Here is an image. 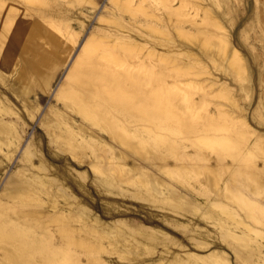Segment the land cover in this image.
I'll use <instances>...</instances> for the list:
<instances>
[{
  "label": "bare ground",
  "instance_id": "obj_1",
  "mask_svg": "<svg viewBox=\"0 0 264 264\" xmlns=\"http://www.w3.org/2000/svg\"><path fill=\"white\" fill-rule=\"evenodd\" d=\"M99 1L0 0V264H231L202 218L236 258L248 248L264 264V244L251 247L264 237L241 215L264 211L245 192L264 187V172L245 171L264 163V130L241 104L252 81L225 21L234 11L223 0H106L102 26L86 32ZM38 112L44 133L27 140ZM191 171L198 189L182 180Z\"/></svg>",
  "mask_w": 264,
  "mask_h": 264
},
{
  "label": "rangeland",
  "instance_id": "obj_2",
  "mask_svg": "<svg viewBox=\"0 0 264 264\" xmlns=\"http://www.w3.org/2000/svg\"><path fill=\"white\" fill-rule=\"evenodd\" d=\"M133 1H138V0H133ZM148 1H151V3L150 2H148ZM205 1H207L206 3H205ZM204 1V3L205 4H209L210 3V0H205ZM221 2H222V0H220ZM236 1V2H235ZM147 2H148V5H150L152 8H154V9H156L157 7H158V5L155 3L154 4V1L153 0H147L146 1V4H147ZM175 2H177V0H175ZM211 2H212V0H211ZM230 2V3H229ZM238 2V3H237ZM79 2H77V4H78ZM83 3V2H82ZM81 3V1H80V4H82ZM76 3H75V6H74V8L75 9H73V10H76V7H77V10L78 9H84V8H86L87 7V5L85 4V3H83V5H77ZM109 5L108 7H111V4H109L106 0H100L99 1V6H100V8L98 7L97 8V10L95 11V13L91 16V18H90V20H89V22H88V25H87V30H86V32H89L91 29H92V27L93 26H95V24H96V22H95V17L100 13V11L102 10L101 9V6L102 5ZM207 4V5H208ZM225 4H226V6H225ZM230 4V5H229ZM232 4V5H231ZM209 5H211V4H209ZM214 4H213V2H212V5H211V7H215V9H216V6H213ZM81 6V7H80ZM83 6H86V7H83ZM222 6H224L223 8H225L224 10H227V11H229V13L230 12H233L234 11V13H230V14H227L226 16L227 17H225V21H226V23H227V26H228V29H230L231 30V35H232V37H233V39H234V42L237 44V46L239 47L238 49H239V51L242 53V55L244 56V58L246 59V61H247V64H248V67H249V71H250V77H251V81H252V83L250 82V86H251V88H250V91H249V93H248V95L247 96H244L241 92H237V97L241 100V96H242V98H243V103L241 102V104L243 105V107L244 108H246V110H247V113H248V118H249V120H250V122H251V124H252V126H254L255 128H258V129H261V130H264V108H262V107H264V104H258V103H264V35H262V33H259V29H258V23L261 21H264V0H225V2H224V0H223V4H222ZM80 7V8H79ZM83 7V8H82ZM227 7V8H226ZM234 9V10H233ZM76 10V11H77ZM79 11V10H78ZM77 11V12H78ZM221 11V9H219V12ZM235 14V15H234ZM95 16V17H94ZM231 16H233L232 18H235V25L233 24L232 26H230V23H229V19H232L231 18ZM258 16V17H257ZM94 17V18H93ZM229 18V19H228ZM259 21V22H258ZM262 23H264V22H262ZM97 25L98 24H96V26L95 27H97ZM98 26H102V25H98ZM234 26V27H233ZM231 27V28H230ZM245 30V32L243 33V31ZM155 35H157V34H155ZM244 36H246V37H244ZM260 36H261V38H260ZM252 38V39H251ZM260 38V39H259ZM247 39H248V41H247ZM260 40V41H259ZM253 47V48H252ZM254 49V50H253ZM254 54V55H253ZM258 55V56H257ZM258 58V60H257V58ZM258 61V62H257ZM210 67H212V66H210ZM63 73H64V69L63 70H61L60 71V74H59V76H58V79H57V81H56V83L54 84V86L57 84V82H58V80L62 77V75H63ZM262 78V79H261ZM261 81V82H260ZM235 84H237V83H235ZM252 84V85H251ZM237 85H239V83L237 84ZM236 86V85H235ZM240 96H239V95ZM249 96V97H248ZM245 97H247V98H245ZM262 97V98H261ZM209 100V99H208ZM260 100H262V101H260ZM18 101V100H17ZM16 101V104H18L19 106L21 105V102L19 103V101L17 102ZM210 101V100H209ZM260 101V102H259ZM50 103H53V100H52V96H51V94H46V95H44V100L42 101V108L44 107V108H47V106L50 104ZM210 103H212V101H210ZM257 105H259V107L257 106ZM262 107H261V106ZM212 104H209V106H208V108L210 109V108H212ZM246 106V107H245ZM259 110H258V109ZM257 111H260V113L258 112V113H256ZM255 114H257V115H255ZM200 115V114H199ZM250 115H252V116H250ZM254 115V116H253ZM38 116V117H37ZM40 114H39V112H38V114H36V118H34L33 120H29L28 121V123H29V128H28V134L26 135V139L27 140H29V138L31 137V135H32V133L34 132V131H36V129H38L40 132H42V133H44V128L43 127H41V126H39V120H40ZM252 117L254 118V119H252ZM251 118V119H250ZM256 118V119H255ZM257 120V121H256ZM254 121V122H253ZM256 121V122H255ZM260 121V122H259ZM262 121V122H261ZM205 149H207V148H204V150H203V153H208V154H213L212 152H211V150L210 149H207L208 150V152H207V150H205ZM19 152V153H18ZM21 152L22 151H19V150H17L14 154H13V156L11 157V159L10 160H6L7 162H6V168H5V172L6 171H8L7 173H2L1 174V179H2V181L3 182H5V180H6V178L8 177V175L12 172V171H14V170H16V168H17V163H19L20 161H17V160H19V156H20V154H21ZM211 152V153H210ZM229 153V154H228ZM232 153V151L231 152H223V154L226 156V158H224L225 156L224 155H222L221 154V157L222 158H224V160L225 161H227L228 163H230V162H232L233 161V159L235 158V155H233V154H231ZM16 154V155H15ZM18 154V155H17ZM214 155V154H213ZM232 155V156H231ZM1 156V155H0ZM230 156L232 157V158H230ZM14 157V158H13ZM230 158V159H229ZM261 158H262V160H264V155H262L261 156ZM14 161H13V160ZM12 161V162H11ZM62 163H64V162H62ZM61 163V164H62ZM16 164V165H15ZM20 164V163H19ZM257 166V165H256ZM259 167V168H258ZM76 169H78V168H76ZM84 169H86V168H84V167H82V168H80L79 170H84ZM217 170H216V172L219 174V186L222 184V180L226 177V175H227V170H222L221 171V169L222 168H216ZM223 169H225L224 167H223ZM254 169V170H253ZM11 170V171H10ZM221 171V172H220ZM224 171V172H223ZM245 171H247V172H253V173H257L259 176H261L260 175V171H261V173L262 172H264V163H260V166H257V170H256V167L253 165V167H249L248 166V168H246V170ZM257 171H259V172H257ZM225 172H226V174H225ZM222 173H224L225 175L223 176V174ZM5 177H4V176ZM224 177V178H223ZM261 177H264V173H262V176ZM222 178V180H220ZM199 179L201 180L202 179V174L201 175H195L192 171H191V173H189V175H187V180H186V177H184V179H182L184 182H185V184H189L190 183V185L189 186H192V187H196L197 189H198V187L200 186L199 184H200V181H199ZM1 181V185L2 184H4L3 182ZM194 183V184H193ZM196 185V186H195ZM197 185H199V186H197ZM260 189V190H259ZM259 189L257 190L258 192H256V193H251L250 191H248V189H246L245 190V192H247V196L249 197V196H251L252 198L251 199H255L256 201H259V202H264V192H262V191H264V187H259ZM96 191V192H95ZM260 191V192H259ZM248 192H250V195L248 194ZM91 193H92V195H93V197H96L95 199H94V204H95V207L97 208V210H102L101 209V200H102V197L98 194V192H97V190H95V189H92L91 188ZM203 199V198H202ZM125 200L127 201L126 202V204L127 205H130V207H135L137 204V202L136 201H133V199L132 200H130V199H127V198H125ZM147 203H152V202H147ZM243 210V212H245V210L246 209H242ZM240 212H242L241 210H240ZM243 212H242V216H243V218H244V220L248 223V224H250L251 226H253V228H255V229H257L258 228V230L259 231H261V233H262V237H264V231H262V230H264V211H262V210H259V209H254L252 212H250V211H248V210H246V212L243 214ZM248 212H250V213H248ZM260 212H261V215H260ZM259 215H258V214ZM143 214V213H142ZM246 215H247V217H246ZM241 216V217H242ZM252 216V217H251ZM215 217H217L216 215H215ZM250 217L252 218V219H250ZM194 218V217H193ZM259 220V222L257 221V219ZM108 219H112V218H106L105 220L106 221H109ZM247 219V220H246ZM206 221L207 222V224H206V222H204V221ZM212 220V219H211ZM210 219L209 220H205V219H200V224L202 225V226H204V227H206L207 228V230L210 232V238L211 239H209L208 238V241H210L211 243H212V247H214V248H220V250H223V251H225L228 255H230V256H228V259H229V261H230V263L231 264H252L251 263V261L250 260H248L249 258H247L248 257V248L245 250V248L243 249V248H241V254H240V256L241 257H237V258H240V259H237L236 258V255L234 254V252L232 251V250H230L228 247H226V246H223L224 244H222V242L220 241V239H219V237H218V234H219V231H218V227L217 226H215L214 224H213V220L211 221ZM256 220V221H255ZM208 223H210V224H208ZM258 223V224H257ZM261 223V224H260ZM256 224V225H255ZM260 224V225H259ZM212 225V226H211ZM255 225V226H254ZM215 226V227H214ZM209 227V228H208ZM234 228V227H233ZM212 229V230H211ZM214 229V230H213ZM212 231H214V232H216V233H213ZM217 231H218V233H217ZM235 231L237 232L238 231V233L240 232V228H238V229H235ZM212 234V235H211ZM216 234V235H215ZM179 238H180V236H178ZM256 240L253 242V243H251V247H254V245L256 244V242L258 243V244H264V240H262V238L261 237H257V238H255ZM216 240V241H215ZM218 240V241H217ZM261 240V241H260ZM213 241V242H212ZM176 247H173V246H171L170 247V252H175V250H176V252L175 253H177V252H179L180 250H178V248L177 249H175ZM227 248V249H226ZM163 248L161 247V246H159V250L161 251ZM262 249H264V248H262ZM178 250V251H177ZM193 251H195V252H198V253H201L202 254V250L201 251H197V250H194V249H192ZM191 250V251H192ZM207 251L206 250H204V252L203 253H206ZM244 256V257H243ZM242 258V259H241ZM246 258H247V260H246ZM246 261H245V260ZM243 260V261H242Z\"/></svg>",
  "mask_w": 264,
  "mask_h": 264
}]
</instances>
